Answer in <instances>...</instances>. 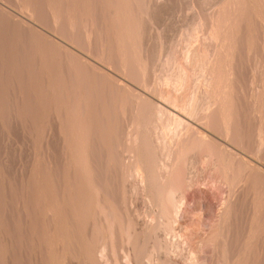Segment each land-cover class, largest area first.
<instances>
[{"label": "bare ground", "instance_id": "1", "mask_svg": "<svg viewBox=\"0 0 264 264\" xmlns=\"http://www.w3.org/2000/svg\"><path fill=\"white\" fill-rule=\"evenodd\" d=\"M13 1L20 13L18 17L12 16L10 11L7 15L0 7V12L7 17L6 20L3 16L4 20L8 22L3 31L14 30V41L18 46L13 48L19 51V55L20 50L16 47L19 48L22 40L26 47L23 45L21 51L24 50L22 53L25 52L26 57L22 55L25 59H21L26 63L17 61L21 57L17 51L12 56L6 52L10 57L2 61H7L5 66L1 62L0 124L6 128L9 120L14 119L23 128V133L26 130L27 139L33 143H43L44 138V149L48 153L51 151L50 141L57 134L62 156L58 166L49 153L43 165L46 159L39 154L41 152L38 155L42 159L38 160L39 156L31 154L33 149L30 148V155L35 159L28 155L33 161L27 159V168L20 163V176L12 177L15 182L0 175V264H207V261L209 264L205 253L210 252V264H264V187L256 176L260 170L225 148L223 152L229 154L222 152L220 155L219 146L201 131V127L194 126L195 122H202L208 128L221 126L226 139L231 136L236 118L234 61L237 49L241 48L237 37L242 21L251 13L248 9H255L258 20L264 25V0H220V4L213 3L215 6L219 4V8L214 6L216 12L212 15L209 12V23L199 18L192 22L186 33L181 29L190 43L197 42L194 47L186 48L185 45V51L175 52L173 49L169 53L170 48L165 55L163 45L159 48L166 56L164 60L162 52L158 51L159 56L153 54L160 69L156 63H151L149 39L152 37L148 36L152 14L155 17V9L162 11V3L153 5L159 0ZM201 32H204L202 37ZM252 41L249 37L247 45ZM13 48L11 52H14ZM261 49L264 50V45ZM5 55L3 59L7 57ZM153 66L162 75L156 77L158 83L152 82L154 86H150L148 76L154 78L149 75ZM109 67L118 74L110 73ZM262 68L259 72L264 74V65ZM259 76L263 78V75ZM124 77L127 80H122ZM200 77L203 87L196 85ZM135 85L141 88L138 90ZM13 86L15 99L10 95ZM150 90L157 101L150 98ZM260 114V124L263 125L262 110ZM126 117V131L122 129L125 132L122 135L119 122ZM258 140L256 149L253 147L254 156H259L264 149V137H258ZM201 152L208 154L200 157V162L219 169V183L227 185L229 190V197L223 203L221 201L222 210L217 213L216 224L206 227L208 230L204 228L208 223H204L202 215L196 216L189 209L184 211L185 204H189L186 192L196 188V179L191 173ZM101 170L105 172L100 175ZM112 170L114 176L108 174ZM118 179L127 184L120 202L113 195L114 183ZM15 184L17 187L12 198L10 192V195L7 193ZM119 189L116 190L119 192ZM144 189L147 195L145 193L143 197ZM140 191H143L141 195ZM5 192L11 200L4 197ZM250 194L254 200L253 212L250 211L251 219L247 216L245 221L243 217L244 223L238 218L239 213L238 217L234 216L237 211L234 207L239 202L234 196L242 200ZM138 196L146 198L147 206H150L144 214L150 216V220L140 226L130 216L133 214H127L130 211L127 207L130 204H127H132L133 198L137 201ZM7 210H22L29 224L22 223L20 217L16 219L15 212L8 211L11 220H6ZM181 213L194 216L190 218L187 214L189 221L180 224ZM232 216L240 219V226L242 221L244 225L238 228Z\"/></svg>", "mask_w": 264, "mask_h": 264}, {"label": "rangeland", "instance_id": "2", "mask_svg": "<svg viewBox=\"0 0 264 264\" xmlns=\"http://www.w3.org/2000/svg\"><path fill=\"white\" fill-rule=\"evenodd\" d=\"M5 0H0V2H1V4H0V7L3 9V10H5L4 11V13H7V15H12V16H19V13H20V11L15 7V6H13V4H15V1H13V0H6L7 1V3H6V1L4 2ZM13 3H12V2ZM163 1V2H162ZM194 1V2H193ZM196 1V2H195ZM203 1V2H202ZM206 3H205V2ZM215 2H213V0H159V1H157V2H153L154 4L153 5H155V3L156 4H160L161 5V3H162V11H160V10H156L155 9V11H156V13H155V17H154V13H153V10L151 9L150 10V12L151 13H153L152 15H153V21H152V27L150 26V32H148V36H149V34H150V36L152 37V39L150 38L149 40H151V41H149V42H151V43H149V45L150 46H152V47H150V55H152L151 56V60H152V65H154L155 63V66L158 68V66H159V69L161 68L160 67V65L157 63V62H159L158 61V59H155V58H157V57H155L156 56V54H157V56H159L160 55V53L162 52V50L165 52L164 54L165 55H168L166 52H168L167 50H169L170 48V50H169V53L171 52V50H173L174 49V51L175 52H181V51H185L184 50V48L186 47V48H189V46H193L194 47V45H196L197 44V42H192V43H190L189 42V40H187L186 38H184L185 37V33H186V29L188 28V30L191 28V26L193 25L192 24V22L194 23V22H196V21H198V19L200 18V19H202V20H205V21H207V22H205V21H203L204 23H209L208 21H209V16L210 15H212L213 13H215L216 12V10H214V9H216V8H219V4H220V0H214ZM168 2H170V3H168ZM185 2V3H184ZM198 2H200V3H198ZM212 2V3H211ZM217 2H219V4H217L216 6L214 5V4H216ZM11 3V4H10ZM174 3V4H173ZM196 3H197V5H196ZM211 3V4H210ZM214 3V4H213ZM166 5V6H165ZM207 5V6H206ZM210 5V7H208ZM198 6V8H196ZM199 6H201V7H199ZM205 8H204V7ZM211 6H213V7H211ZM216 8H215V7ZM8 7V8H7ZM189 7V8H188ZM193 7H194V9H193ZM208 7V8H207ZM187 10H186V9ZM207 8V9H206ZM210 8V9H209ZM195 9H197V10H195ZM193 10V11H192ZM200 10H202V11H204V12H202V11H200ZM209 10V11H208ZM213 10V11H212ZM9 11H10V14H9ZM208 11V12H207ZM215 11V12H214ZM248 11L249 12H251V13H248V15H247V17L245 18V20L244 21H242V23H241V25H240V31H239V35H238V37H237V39H238V44H239V46H241V48H238L237 49V51H236V53H235V60L238 62H236V61H234V81H233V85H234V93H233V104H234V112H235V115H236V118H235V123L233 124V126H232V132L230 133V135L231 136H229V137H227L228 139H226V136H225V133H224V131H223V129H222V127L220 126V128L219 127H210V128H208V127H206V126H204L203 124H201L200 122H195L196 124H194V126L195 127H201V131L202 132H205L204 134L205 135H207L208 137H209V139L210 140H212V142L218 147V151H220V155H223V153L225 154V155H228L229 154V152L231 153H235V154H237V157H239V159H243V160H246V161H248L253 167H257L259 170H260V173H258V174H256V176L259 178V180L261 179V181H262V185H263V187H264V157L262 156V155H260V154H263L264 155V149H263V151L259 154V156H254V154H253V152L255 151V149H256V147H257V145H258V142H259V140H258V137L260 138V137H264V127H263V125H261L260 123H261V119H260V110H262L263 111V115H264V74H261L260 72H261V70L260 69H263L262 68V65H264V60H263V57H264V50H262L261 48H263V43H264V25L258 20V17L256 16V10L255 9H253V8H251V9H248ZM183 12V13H182ZM209 12L211 13L210 15H208L209 14ZM4 13L2 14L1 12H0V15L2 16V17H0V57H1V55H3L2 56V59H0V65L2 66L4 63H7V61L6 62H2V61H4V60H6L7 58H9L8 57V55H7V53L8 54H11V56L12 55H14V53L17 51V50H15V48H13V46H18V44L15 42L16 41V35L14 34V30L13 29H9L10 31H3L4 30V28L5 27H7V17H6V14L4 15ZM195 13H197L196 15H195ZM203 13H205L204 15H202ZM189 14V15H188ZM199 14V15H198ZM180 15V16H179ZM182 15V16H181ZM205 15H206V17H205ZM6 18V20H4L5 18ZM174 16V17H173ZM190 16V17H189ZM197 16H199L197 19L195 18V17H197ZM208 16V17H207ZM253 16V17H252ZM157 17V18H156ZM203 17V18H202ZM155 18V19H154ZM194 18V19H193ZM205 18V19H204ZM206 18H207V20H206ZM256 18V19H255ZM1 19H2V21H1ZM187 19V20H186ZM193 19V20H192ZM196 19V20H195ZM246 19H248V21L246 20ZM250 19V20H249ZM3 21H5V22H3ZM246 21V22H245ZM251 21V22H250ZM256 21H258V25H257V22ZM2 22V23H1ZM7 22V23H6ZM189 22V23H188ZM185 23V24H184ZM244 23V24H243ZM163 26H162V25ZM189 24H190V26H189ZM243 24V25H242ZM253 24L256 26V28H253V27H255V26H253ZM3 25V26H2ZM154 25V26H153ZM183 25V26H182ZM2 27V28H1ZM178 27V28H177ZM186 27V28H185ZM244 28L243 29V31H242V28ZM155 28V29H154ZM152 29V30H151ZM179 29V30H178ZM185 32H183L182 30ZM185 29V30H184ZM254 29V30H253ZM172 30V31H171ZM155 31V32H154ZM180 31H181V33H180ZM252 31V32H251ZM2 32H4L3 34H2ZM178 32V33H177ZM182 32L184 33V34H182ZM241 32H242V34H241ZM8 35H7V34ZM153 33V34H152ZM263 35H262V34ZM160 34V35H159ZM178 34V35H177ZM203 34H204V32H201L199 35H200V37H202L203 36ZM244 34H245V37H244ZM259 34H261V36H259ZM11 35H13L12 37H11ZM159 35V36H158ZM176 35V36H175ZM182 35H184V36H182ZM4 36H5V38H4ZM10 36V37H9ZM178 36V37H177ZM259 36V37H258ZM59 39H61V37H59V36H57ZM157 37V38H156ZM252 38L253 39V41L249 44V45H247V43H246V40L248 39V38ZM261 37V38H260ZM13 38V39H12ZM155 40H154V39ZM158 38H159V40H158ZM174 38V39H173ZM177 38V39H176ZM180 38V40H178ZM240 38H242L243 40L242 41H240L241 39ZM245 38H247L246 40H245ZM5 39V40H4ZM168 39H170V40H168ZM185 39V40H184ZM8 40V41H7ZM15 40V41H14ZM153 40V41H152ZM158 40V41H157ZM162 40V41H161ZM184 40V41H183ZM245 40V41H244ZM255 40H256V42H255ZM157 41V42H156ZM178 41V42H177ZM186 41V42H185ZM244 41V42H243ZM260 41V42H259ZM13 42H14V44L15 45H13ZM21 42H22V40H21ZM19 43V48L21 47V45L20 44H22V43ZM156 43V45L154 44V43ZM160 42V44H162L161 46H160V44L159 45H157V43H159ZM161 42H163V43H161ZM171 43V44H169V43ZM176 42V43H175ZM180 42H181V44H180ZM167 43V44H166ZM174 43V44H173ZM189 43V44H188ZM194 43V44H193ZM246 43V44H245ZM173 44V45H172ZM177 44H179V45H177ZM243 44H244V46H243ZM5 45V46H4ZM11 45H12V47H11ZM24 44H22V48H17L16 47V49H18V50H20V55H21V57H20V60H22V59H25V58H22V55H23V57H26L25 55L26 54H24L25 52H23L22 53V51H24V50H22L21 51V49H23V47L25 46H23ZM163 45H164V47H163ZM177 45V46H176ZM186 45V46H185ZM262 45V46H261ZM3 46V47H2ZM7 46V47H6ZM154 46V47H153ZM157 48H156V47ZM166 46V47H165ZM183 46H185L184 48H183ZM238 46V47H239ZM247 46V47H246ZM5 47H6V49H5ZM9 47V48H8ZM10 47H11V50H10ZM26 47V46H25ZM159 47H163L162 48V50L159 48ZM176 47H178V49H176ZM259 47V48H258ZM12 48H13V51L14 52H11L12 51ZM168 48V49H167ZM185 48V49H186ZM4 49V50H3ZM8 49V50H7ZM157 49V50H156ZM159 49V50H158ZM245 49V50H244ZM152 50V51H151ZM154 50H156L155 52H153ZM166 50V51H165ZM239 50H241V53L239 52ZM262 50V51H261ZM10 51V52H9ZM158 51H160V53H158ZM242 51H244V52H242ZM260 51V52H259ZM7 52V53H6ZM18 52L19 51H17V54H18ZM261 52H262V54H261ZM1 53H4V54H1ZM13 53V54H12ZM22 53V54H21ZM152 53V54H151ZM256 53V54H255ZM7 55V57L6 58H4L3 59V57H4V55ZM155 56H154V55ZM163 54V52L161 53V58H163V60H164V58H166V56ZM251 54V55H250ZM254 54V55H253ZM258 54V55H257ZM5 55V56H6ZM16 55V54H15ZM19 55V54H18ZM18 55H16L17 56V58L20 56H18ZM238 55V56H237ZM244 55H246V56H244ZM249 55V56H248ZM258 56H259V58H258ZM262 56V57H261ZM155 57V58H154ZM248 58V59H246V58ZM255 57L257 58V60L255 59ZM22 58V59H21ZM155 59V61L156 62H154V60L153 59ZM253 58H254V60H253ZM252 59V60H251ZM8 60V59H7ZM19 59H17V61L18 62H20V63H23V64H25L26 62L24 61V60H22V61H20ZM262 60V61H261ZM24 61V62H23ZM245 61V62H244ZM259 61V62H258ZM3 64H2V63ZM154 62V63H153ZM247 62V63H246ZM261 63H263V64H261ZM237 64V65H236ZM253 64V65H252ZM6 64H4L3 66H5ZM258 65H260V66H258ZM0 66V67H1ZM2 66V67H3ZM258 66V67H257ZM1 67V68H2ZM156 67H152L153 69H151V71H152V73H150L149 75L150 76H152L153 75V77L154 78H152V77H149L148 76V78H149V82L151 83L150 84V86L153 84V86H154V83L155 82H157L158 83V81H155V80H157L156 79V77H159V76H161L160 75V71H159V69H157ZM260 67V68H259ZM110 69V73H112L113 75L114 74H118V72L113 68V67H109ZM251 68V69H250ZM114 69V70H113ZM157 71H156V70ZM153 70H155V72L153 73ZM150 71V72H151ZM159 71V72H158ZM254 71V72H253ZM260 71V72H259ZM257 72H258V75L260 74V75H263V78H262V76H259L258 77V75H257ZM155 73H156V75H155ZM158 73V74H157ZM249 73V74H248ZM246 74V75H245ZM254 74H256L257 75V77H256V75H254ZM155 75V76H154ZM121 77H123L122 75H121ZM152 78V79H151ZM201 79H199V80H197L198 81V83H197V81H196V85L197 86H201V87H203V79H202V77H200ZM244 78V79H243ZM249 78V79H248ZM252 78V79H251ZM255 78V79H254ZM237 79V80H236ZM259 79V80H258ZM261 79H262V81H261ZM122 80H127L125 77L122 79ZM249 81H251V82H249ZM260 81H261V83H260ZM13 82V81H12ZM152 82H154V83H152ZM200 82V83H199ZM248 82V83H247ZM257 82V83H256ZM263 82V83H262ZM14 83V82H13ZM156 83V84H157ZM238 84V85H236L235 86V84ZM247 83V84H246ZM250 83H252V87L251 86H249V85H251ZM259 83V84H258ZM155 84V85H156ZM254 84V85H253ZM257 84V85H256ZM263 84V85H262ZM136 87H133V88H136V89H138V88H141V87H139L138 85H135ZM194 86V85H193ZM197 86H196V88H197ZM259 86H261V88L259 87ZM10 87H12L11 85H10ZM155 87H157V86H155ZM236 87V88H235ZM250 87V88H249ZM244 88H246V89H244ZM198 89V88H197ZM196 89V90H197ZM239 90V91H237V90ZM252 90V92H251V90ZM10 90H12V89H10ZM16 91V89L14 88V86H13V90L11 91V93H10V95H11V99H15V97H14V92L13 91ZM139 90V89H138ZM247 90V91H246ZM257 92H256V91ZM150 91H152V90H150ZM262 92V94H261V92ZM249 92H250V94H249ZM257 93V95H260V96H257L255 93ZM17 93V92H16ZM238 93H241V94H238ZM245 93H247V95L245 94ZM235 94V95H234ZM237 94V95H236ZM151 96V97H150ZM149 97L150 98H152V99H154L155 101H157L156 99H157V97H156V95L153 93V91L151 92V95H150ZM235 96V97H234ZM238 96V97H237ZM257 96V97H256ZM259 98L260 100H257V99ZM262 98V99H261ZM244 99V100H243ZM255 99H256V101H255ZM261 101V103L258 105V102H260ZM254 102H257V103H254ZM237 105H238V107H237ZM259 106V107H257V106ZM246 106V107H245ZM11 107V106H10ZM247 108H248V110H247ZM258 108V109H257ZM237 109V110H236ZM239 109V110H238ZM250 109V110H249ZM257 109V110H256ZM239 114V115H238ZM247 114V115H246ZM241 115V116H240ZM256 116V117H255ZM243 119H242V118ZM257 117H258V119H257ZM256 118V119H255ZM240 119H242V121L240 120ZM14 120V119H13ZM12 120V118L9 120V122H8V125L6 126V128H4L5 127V125L3 124H0V146L2 147V149H1V151H0V175L1 176H4V177H7V178H11L10 180H12V183H13V181H14V179L15 178H17V177H19L20 176V163H21V165L23 166V165H25V167L27 168V163H29V162H27L28 160L30 161H33L35 158H34V156H36V153H37V155H38V153L39 152H41V153H39V154H41L42 155V157L44 158V159H46L47 157H49V155H50V157L52 158L53 157V159L55 160V165H57V164H59L58 166H60L61 164V162H60V160H61V140H60V137H58L57 136V134H56V137H54V138H52V141H50V143H52L51 144V151L48 153V150H47V152L45 151V149H46V140L43 138L42 140H41V142H43V143H40V141L38 142V141H35V143H38V145L37 144H35V143H33L32 142V140H30V139H27V132H26V130H24L25 131V133H23V128L20 126V124L18 123V122H16L15 120L13 121ZM121 120H123V119H120V122H119V130H121V134L123 135L125 132H122L123 130L122 129H124V127L126 128V124H127V117L125 118V120L124 121H121ZM260 121V122H259ZM122 122H126L125 124L124 123H122ZM258 122V123H257ZM241 123V124H240ZM243 123V124H242ZM257 123V124H256ZM19 124V125H18ZM51 125L53 124V123H50ZM203 125V126H202ZM252 125V126H251ZM257 125V126H256ZM259 125L261 126V128H262V132H261V128H258L259 127ZM19 126V127H18ZM203 127V128H202ZM216 129V130H215ZM222 130V131H221ZM257 130H259L261 133H262V135H261V133L260 132H258V133H260V135L257 133ZM124 131H126L125 129H124ZM220 131V132H219ZM246 131V132H245ZM243 133H245V135L243 134ZM26 134V135H25ZM255 134V135H254ZM4 135H6V138H5V136ZM215 135V136H214ZM222 135V136H221ZM224 135V136H223ZM241 135V136H240ZM233 136V137H232ZM235 136V137H234ZM25 137V138H24ZM212 137H214V138H212ZM216 137V138H215ZM56 138V139H55ZM232 138V139H231ZM240 138V139H239ZM244 138V139H243ZM9 139V140H8ZM233 139H234V141H233ZM27 140V141H26ZM29 140V141H28ZM34 140H36V139H34ZM44 140V141H43ZM60 140V141H59ZM246 140V141H245ZM25 141V142H24ZM32 142V143H30L29 144V142ZM218 141V142H217ZM7 142V143H6ZM44 142H45V146L43 147L42 146V144H44ZM222 142V143H221ZM243 142V143H242ZM249 142H250V144H249ZM213 143H211L212 145H213ZM220 143V144H219ZM238 143V144H237ZM252 143H253V145H252ZM29 144V145H28ZM223 144V145H222ZM242 144H244V145H242ZM30 145L32 146V147H30ZM34 145H36L37 146V148H36V146H35V149H34ZM58 145V146H57ZM229 145V146H228ZM247 145V146H246ZM249 145H250V147H249ZM252 145V146H251ZM57 146V147H56ZM26 147H28V148H26ZM210 147H212V146H210ZM214 147V146H213ZM216 147V148H217ZM238 147V148H237ZM244 147H246V148H244ZM253 147H255V149L253 148ZM5 150H4V149ZM31 148V150L33 151L32 153H31V150H29ZM45 148V149H44ZM215 148V147H214ZM221 148V149H220ZM223 148H225V149H227L229 152H223L224 150H222ZM244 148V149H243ZM250 148H252L251 149V151L249 150ZM29 151H28V150ZM36 150H38V151H36ZM245 150V151H244ZM5 151V152H4ZM54 151V152H53ZM7 152H8V154H7ZM47 154H46V153ZM223 152V153H222ZM238 152H240V153H238ZM248 152H250V153H248ZM4 153V154H3ZM30 153L31 154H35L34 156L33 155H30ZM44 153H45V157H44ZM52 153V154H51ZM243 153V154H242ZM49 154V155H48ZM207 154L208 153H206L205 154V152H201L200 154H198V158L196 157V159H198L197 161H198V164L197 163H195L194 164V168H196V169H194V168H192V172H193V174L191 173V176L192 177H194V179H196L195 181H196V188H193V190L194 191H192V192H194L193 194H192V192L191 191H187L186 192V194H187V198L189 199L188 200V203L190 204H185V206L186 207H184V211L185 210H188L189 209V211L190 210H192V211H190V212H194L193 214L194 215H196V216H198L199 214L200 215H202L201 217L204 219V223H208L207 224V226H205L204 228L206 229V227H209V226H211L212 224H216V222H217V220H218V215H217V213L219 214V212H220V210H222V209H220V207L222 208V203L229 197V190L228 189H226V188H228L227 187V185H225L224 186V183H219V181H220V173H219V169H217V170H215L211 165H210V163H205V164H202V162H200L201 161V158L200 157H205V156H207ZM240 154V155H239ZM32 157L33 158V160L29 157ZM201 155H203V156H201ZM5 156V157H4ZM39 156V155H38ZM38 156H36L37 158H38ZM197 156V155H196ZM262 156V157H261ZM42 157H40L39 156V158H38V160H40V159H42ZM261 157V158H260ZM28 159V160H27ZM50 159V158H49ZM58 159V160H57ZM60 159V160H59ZM196 159H195V162H197L196 161ZM258 159V160H257ZM5 160V161H4ZM8 160V161H7ZM24 160H26V161H24ZM252 160V161H251ZM30 161V162H31ZM41 161H43V160H41ZM53 161V160H52ZM126 161H129V158H127L126 159ZM257 161H258V163H257ZM259 161H261V162H259ZM8 162V163H7ZM27 162V163H26ZM44 163H43V165L45 164V162H47V159L46 160H44L43 161ZM60 162V163H59ZM33 163V162H32ZM32 163H30V164H28V166L30 167L31 165H32ZM199 163H200V165H199ZM4 164V165H3ZM204 165V166H203ZM21 166V167H22ZM196 166V167H195ZM3 167V168H2ZM29 167H28V169H29ZM200 167V168H199ZM211 168V169H210ZM201 169V170H200ZM197 170V171H196ZM28 171V170H27ZM214 171V172H213ZM17 172V173H16ZM103 172H105L104 170H101V171H99V173H100V175L103 173ZM196 172H198V173H196ZM17 174V175H16ZM108 174H111V175H115V173L113 172V170H112V172L111 173H108ZM205 174V175H204ZM11 175V176H10ZM215 175V176H214ZM197 176V177H196ZM206 176V177H205ZM12 177H15V178H12ZM199 177V178H198ZM202 177V178H201ZM204 177V178H203ZM261 177V178H260ZM216 178V179H215ZM198 181V182H197ZM204 181V182H203ZM214 181V182H213ZM260 181V182H261ZM15 182V181H14ZM120 182V183H119ZM131 182V181H130ZM211 182V183H210ZM135 183H138V185H139V182H137L136 180H135ZM216 183V184H215ZM119 184V185H118ZM209 184V185H208ZM214 184V185H213ZM223 184V185H222ZM116 185V186H115ZM121 185V186H120ZM122 185H123V187H122ZM126 185L127 184H124V183H122V181H120V179H118V180H116L115 181V183H114V187H113V190L115 191L114 193H113V195H114V198L116 199V201H118V202H120L121 201V199H122V193L124 192V186L126 187ZM208 185V186H207ZM219 185V186H218ZM221 185V186H220ZM17 187V184H15L14 185V187H13V193H12V191H10V190H8V193L7 194H9V192H10V194H11V197L13 198V196L15 195L14 193H15V189H16V187ZM225 188H224V187ZM8 187V186H7ZM6 187V188H7ZM119 189V192H118V190H116V189ZM207 188V189H206ZM222 188V189H221ZM199 189V190H198ZM264 189V188H263ZM7 190V189H6ZM112 190V191H113ZM203 190V191H202ZM226 190V191H225ZM123 191V192H122ZM228 191V192H227ZM7 192V191H6ZM6 192L4 193V195L6 194ZM118 194H117V193ZM121 192V193H120ZM141 192H143V191H140V195L142 194ZM213 192V193H212ZM120 193V194H119ZM144 195H141V196H146L147 195V192L145 191V189H144ZM145 193H146V195H145ZM223 193V194H222ZM225 193H226V195H225ZM5 195L4 197L7 199V197H9V195ZM12 194H14L13 196H12ZM213 194V195H212ZM192 195V196H191ZM194 195V196H193ZM225 195V196H224ZM236 195V194H235ZM242 194H240V196H241ZM251 196H252V194H250ZM250 195H248V197H245L244 199H245V201H244V199H242L241 200V198H242V196H241V198L240 199H238V198H236L235 196H234V200L235 201H238L239 200V202L236 204L237 206H235L234 208L237 210H233V213L235 212V214H234V216L235 215H237L238 213V215H240V216H242V214H244L243 216H242V218L239 216L238 217V215L236 216V217H238V218H240V219H243V217L245 218V221H246V217L247 216H251L252 215V213L251 212H253V196H252V199H251V197H250ZM137 197V201H136V199L135 198H133V203L131 204L130 202L127 204V205H129V206H127L128 207V210H130V211H128L127 212V214H133V215H130L133 219H134V221H135V223L136 224H138V226H140L141 224H143L144 222H145V220H150L149 219V217L150 216H145L144 214L148 211V209L150 210V206H147L148 205V203H147V199L146 198H143V197ZM199 196V197H198ZM213 196V197H212ZM227 196V197H226ZM237 196V195H236ZM11 197H9L10 198V200H11ZM219 197V199H217ZM8 198V199H9ZM143 199V201H144V199H146L144 202H145V205H144V203H143V201H141L142 199ZM191 198V199H190ZM215 198V199H214ZM250 198V199H249ZM193 199V200H192ZM214 199V200H213ZM248 199V200H247ZM136 202H135V201ZM220 200V201H219ZM247 200V201H246ZM253 200V201H252ZM9 201V200H8ZM221 201H222V203H221ZM243 203V205H242V203ZM244 201V202H243ZM249 201V202H248ZM248 204H247V203ZM143 203V204H142ZM207 203V204H206ZM241 203V204H240ZM244 203H246V205L244 204ZM251 204H252V206H251ZM132 205V206H131ZM134 205V206H133ZM142 205V206H141ZM141 206V207H140ZM245 206V207H244ZM251 206V208H248V207H250ZM145 207V208H144ZM147 207H149V208H147ZM242 207H244V208H248V209H244V208H242ZM219 208V209H218ZM20 209V208H19ZM142 209V210H141ZM133 210V211H132ZM145 210V211H144ZM196 210V211H195ZM9 210H7L6 211V213H5V219L6 220H8V221H10L11 219H10V213H13V212H15V214L13 213V215L15 216V218L17 219V217H20V218H22L23 220H22V223H28L29 222V220H25V218H24V213H22V210L20 211V210H14L13 212H12V210H10L9 212H8ZM18 211H20L21 212V214H20V212H18ZM144 211V212H143ZM218 211V212H217ZM251 211V212H250ZM202 214H201V213ZM243 212V213H242ZM7 213H9V214H7ZM138 213V214H137ZM20 214V215H19ZM183 213H181L180 214V216H179V218H178V221H180V222H178V223H180V224H183V223H185V222H187V220L189 221V219L191 218V216L193 215V214H190V213H187L189 216H190V218L188 217V215L185 213V214H183ZM198 214V215H197ZM248 214V215H247ZM140 215V216H139ZM193 215V216H194ZM213 215V216H212ZM217 215V216H216ZM8 216V217H7ZM145 216V217H144ZM234 216H232L231 218H232V220L234 221V222H237L236 223V225L238 226V228L239 227H242V224L244 225V223H245V221H244V219H243V221H244V223H242L241 222V226H240V219L238 220L236 217H235V219H234ZM249 216V217H250ZM209 217V218H208ZM182 218V219H181ZM187 218H189V219H187ZM207 218V219H206ZM144 219V220H143ZM186 219V220H185ZM216 221H215V220ZM247 219H248V217H247ZM250 219H251V217H250ZM182 221V222H181ZM207 221V222H206ZM214 222V223H213ZM10 224H12V223H10ZM29 224V223H28ZM28 224H27V228H28ZM13 225V224H12ZM206 225V224H205ZM26 227H23V228H25V230L27 229ZM209 229V228H208ZM208 229H206V230H208ZM24 230V229H23ZM118 246H120L119 245V243H118ZM117 249H120V248H117ZM118 251V250H117ZM120 251V250H119ZM118 251V253L120 254L121 252H119ZM207 253L208 252H210V250L208 251H206ZM145 254V253H144ZM205 255H207V257L205 258L206 259V261H207V259L209 260V264H210V258L211 257H209V256H211V252L210 253H208V254H206L205 253ZM207 264H208V261H207Z\"/></svg>", "mask_w": 264, "mask_h": 264}]
</instances>
